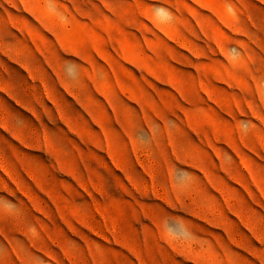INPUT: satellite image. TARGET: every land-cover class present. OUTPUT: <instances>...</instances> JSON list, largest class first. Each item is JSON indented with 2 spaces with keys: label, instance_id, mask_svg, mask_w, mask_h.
Masks as SVG:
<instances>
[{
  "label": "rangeland",
  "instance_id": "374dc122",
  "mask_svg": "<svg viewBox=\"0 0 264 264\" xmlns=\"http://www.w3.org/2000/svg\"><path fill=\"white\" fill-rule=\"evenodd\" d=\"M0 264H264V0H0Z\"/></svg>",
  "mask_w": 264,
  "mask_h": 264
}]
</instances>
